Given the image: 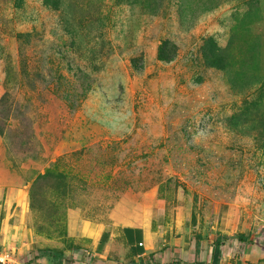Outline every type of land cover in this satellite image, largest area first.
Masks as SVG:
<instances>
[{"label": "rangeland", "instance_id": "rangeland-1", "mask_svg": "<svg viewBox=\"0 0 264 264\" xmlns=\"http://www.w3.org/2000/svg\"><path fill=\"white\" fill-rule=\"evenodd\" d=\"M21 190L63 264L142 215L116 264H194L228 211L264 248V0H0L7 215Z\"/></svg>", "mask_w": 264, "mask_h": 264}, {"label": "crops", "instance_id": "crops-1", "mask_svg": "<svg viewBox=\"0 0 264 264\" xmlns=\"http://www.w3.org/2000/svg\"><path fill=\"white\" fill-rule=\"evenodd\" d=\"M18 195L20 200L15 204L16 210H19L17 213L12 214L11 212L10 215H7L4 210H8V201L4 204L0 202V258L6 257V261L0 262V264H52L49 259L41 257V251L44 249L35 246L38 242L29 229V215L26 210L27 206L24 205V191H18ZM222 209L230 210L228 204H223ZM140 218L138 225L125 224L119 228H113L111 232L103 231L99 240L89 245L81 255L72 256L71 263L116 264L115 260H119V257L115 259L113 257L121 255L123 252L127 254L126 247L135 259L145 257L146 249H152L153 241L150 240L152 230L147 224V219L143 215ZM221 219L224 222L221 220L220 227L222 228L225 224L227 229L220 230V235L204 237L196 243H191L188 255L192 256V262L194 264H212L216 241L221 237L223 241L220 264H264V248L259 246L256 241L253 226L243 218L234 219L230 215V211H228L227 217ZM146 234L148 239L145 242L143 236ZM262 235L264 239V233ZM105 237L107 241H105ZM102 238L106 242L104 245L101 243ZM115 241L119 244H115ZM140 244H143L145 248H140ZM111 252L113 253L111 254Z\"/></svg>", "mask_w": 264, "mask_h": 264}, {"label": "trees", "instance_id": "trees-1", "mask_svg": "<svg viewBox=\"0 0 264 264\" xmlns=\"http://www.w3.org/2000/svg\"><path fill=\"white\" fill-rule=\"evenodd\" d=\"M103 239V238H102ZM101 239V243L104 245L107 241L105 237ZM242 239V238H241ZM201 240V236L197 237V241ZM222 238H218L216 241L215 250L212 257V264H220V257H221V246H222ZM264 241V240H263ZM142 248V247H140ZM41 257L49 259L52 264H63L64 261V253L54 249H46L41 251Z\"/></svg>", "mask_w": 264, "mask_h": 264}, {"label": "built area", "instance_id": "built-area-1", "mask_svg": "<svg viewBox=\"0 0 264 264\" xmlns=\"http://www.w3.org/2000/svg\"><path fill=\"white\" fill-rule=\"evenodd\" d=\"M139 247H143V244H140ZM140 258H138V259H140ZM5 261H6V257H1L0 258V262L1 263H4ZM145 264H159V263H153V262L150 261L149 263H145Z\"/></svg>", "mask_w": 264, "mask_h": 264}]
</instances>
